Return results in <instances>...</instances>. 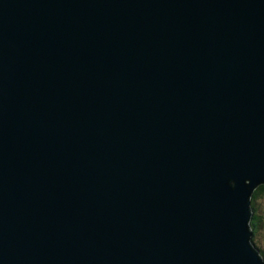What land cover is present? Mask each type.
<instances>
[{
    "label": "water",
    "instance_id": "95a60500",
    "mask_svg": "<svg viewBox=\"0 0 264 264\" xmlns=\"http://www.w3.org/2000/svg\"><path fill=\"white\" fill-rule=\"evenodd\" d=\"M264 0H0V264H264Z\"/></svg>",
    "mask_w": 264,
    "mask_h": 264
},
{
    "label": "trees",
    "instance_id": "16d2710c",
    "mask_svg": "<svg viewBox=\"0 0 264 264\" xmlns=\"http://www.w3.org/2000/svg\"><path fill=\"white\" fill-rule=\"evenodd\" d=\"M264 197V185L257 188L252 198L253 216L251 219V228L253 231V241L256 248L259 250L261 257L264 260V213L259 211L257 206L258 200ZM262 239V241H261Z\"/></svg>",
    "mask_w": 264,
    "mask_h": 264
},
{
    "label": "rangeland",
    "instance_id": "374dc122",
    "mask_svg": "<svg viewBox=\"0 0 264 264\" xmlns=\"http://www.w3.org/2000/svg\"><path fill=\"white\" fill-rule=\"evenodd\" d=\"M257 206H258V208H259V211H260L261 213H264V197H261V198L258 200V202H257ZM261 241H262V239H261ZM263 243H264V240H263Z\"/></svg>",
    "mask_w": 264,
    "mask_h": 264
}]
</instances>
